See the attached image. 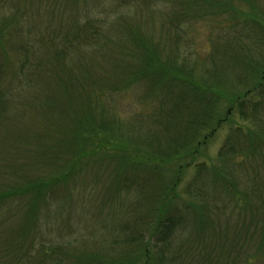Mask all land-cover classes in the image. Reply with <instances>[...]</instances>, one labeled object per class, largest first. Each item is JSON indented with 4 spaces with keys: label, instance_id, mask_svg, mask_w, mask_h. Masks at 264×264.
<instances>
[{
    "label": "trees",
    "instance_id": "obj_1",
    "mask_svg": "<svg viewBox=\"0 0 264 264\" xmlns=\"http://www.w3.org/2000/svg\"><path fill=\"white\" fill-rule=\"evenodd\" d=\"M43 1L0 0V264H264V12L158 0L138 21L156 0H122L62 24L66 0L31 12ZM205 16L242 27L214 36L195 77L181 36L166 39ZM139 86L153 110L114 118L108 100ZM29 107L40 116L23 121ZM88 190L103 227L91 250L68 235Z\"/></svg>",
    "mask_w": 264,
    "mask_h": 264
},
{
    "label": "rangeland",
    "instance_id": "obj_2",
    "mask_svg": "<svg viewBox=\"0 0 264 264\" xmlns=\"http://www.w3.org/2000/svg\"><path fill=\"white\" fill-rule=\"evenodd\" d=\"M53 2H55V0H44L43 3H41L42 6L40 5L38 11L36 9H33L31 12H49L50 10L48 11V9H51L49 5ZM154 3L155 5H150L149 9L146 8L147 10L140 13L138 12L139 14H137L136 12H130L133 13L132 16L138 21L139 19H141V16L145 17L146 15H149V13L157 16V13H159L158 11H160L161 4L163 3L158 0H156ZM230 3L236 9H238L240 14H247L252 11L256 12L257 16H260V12H264V0H230ZM127 9L128 8H126L122 0H66V2L62 4V8H57L54 12H67V14H69V16L67 17L65 16V14H61L60 20L63 24V22L65 21L71 22L72 19L76 16V12L80 13L78 18L81 17V12H90L91 15H103V17H105L107 14H111L112 18L114 16V13H124V11H127ZM2 10H0V12H9L6 3H4ZM149 17L151 16L149 15ZM56 19L59 20V18ZM219 21L220 20L213 16H205L204 18H201L199 20H193L188 23L186 22L179 30L177 29L178 31L175 29H170L167 38V36L163 37L161 35L163 29L157 25L160 22V18H158L155 20L156 24L153 21L154 24L152 25V28L149 30V32L153 40L155 41H160L161 39L165 38H167L166 41H168L170 37H173L176 34L181 36L182 40L180 41V44L181 46H184V53H182V57L180 59L186 57L189 58L190 62L194 60L195 62L193 63L196 64L195 77H198L200 73H197V71L200 70V63H204L206 61V63L209 65L207 58L211 57L213 52H215L212 44L215 40L214 36L215 38L219 37L221 34H223L222 32L228 30L229 31L225 34L230 35L234 32L239 33V31H241V23L238 24V27H240V30H238L236 22L234 20H231L230 22L227 19L226 22L224 21V25ZM121 22L122 20H120V23ZM227 25H231V28H228ZM55 27H60V25H55ZM219 27L222 28L219 29ZM232 29L233 31H231ZM248 33L249 31L244 36H246ZM254 35L255 33L252 32H250L249 34V36ZM214 55L217 56L216 54ZM146 95L147 93H145L143 88L139 86L138 88L133 87L131 89L122 91L116 96L111 97L108 102L111 106L110 111L113 114V117L126 122L131 118L136 117L137 115H142L143 117H145V115L149 114L155 106L153 100L146 97ZM30 108L31 107H29V109L26 108L25 110H23V115H21L20 117L23 121L29 119L31 115L40 116V110L38 108L36 110H32ZM233 119L236 120L235 117ZM228 126V124H225L219 131H217L212 139H210L205 154H207L208 157L210 156L211 160L215 159L217 150L227 133ZM96 152H98L99 155L113 153V151L108 146L103 147L102 151L101 149H98ZM96 178H98V176ZM101 179L102 178H100V180ZM95 192L96 190L85 191V196L83 197L84 200H82L81 202L78 201V206H80L81 208L80 210L76 209L75 211H73L71 215L72 226L68 234L69 239L76 242L75 246H80L83 247V249L87 250L93 249L95 245H102V243L100 242L101 238H103V227L100 223L101 220L98 217L93 218V215L90 214V211L94 212L95 205H89L88 195L90 193L94 194Z\"/></svg>",
    "mask_w": 264,
    "mask_h": 264
}]
</instances>
